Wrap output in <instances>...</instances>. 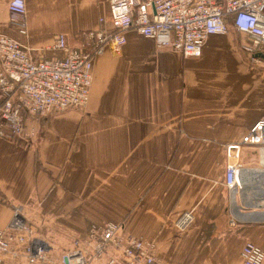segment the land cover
Masks as SVG:
<instances>
[{
  "label": "crops",
  "instance_id": "0c3cea01",
  "mask_svg": "<svg viewBox=\"0 0 264 264\" xmlns=\"http://www.w3.org/2000/svg\"><path fill=\"white\" fill-rule=\"evenodd\" d=\"M9 1L0 0V34L34 58L63 55L53 45L60 33L80 47L84 32L110 25L107 0H25L22 33ZM124 37L93 55L82 108L27 116L31 138L0 136V227L16 205L54 259L91 224L115 221L154 244L149 264H242L246 240L264 250V199L234 214L224 165L238 162L264 190V147L226 154L224 146L264 114V60L240 49L251 37L231 24L206 35L198 56L157 47L133 29ZM184 210L192 220L178 229ZM0 264L25 259L7 251Z\"/></svg>",
  "mask_w": 264,
  "mask_h": 264
},
{
  "label": "built area",
  "instance_id": "2783aa9c",
  "mask_svg": "<svg viewBox=\"0 0 264 264\" xmlns=\"http://www.w3.org/2000/svg\"><path fill=\"white\" fill-rule=\"evenodd\" d=\"M109 26L84 32L88 46H70L66 35L56 36L54 46L64 54L53 58H34L16 39L0 34V136L31 138L35 130L27 116L46 117L67 108H82L89 93L93 55L103 45L119 46L124 32L133 29L151 38L157 47L178 50L182 55L198 56L206 35L225 32L229 23L251 39L240 49L248 54L264 53V0H107ZM11 18L19 31L26 33L25 0H10ZM20 17V19H17ZM103 20L102 17L99 18ZM254 58V57H253ZM241 144L264 147V114L255 119L240 136L224 146L226 154L237 153ZM240 164L226 161L223 184L230 189L238 184ZM192 220L190 210L180 212L174 224L186 228ZM12 243L22 249L11 247ZM118 250L119 255L107 252ZM150 240L125 233L122 222L91 224L83 239L61 250L56 259L48 243L38 234L21 206L13 207L6 227H0L1 254L9 251L22 256L25 264H149L156 262ZM242 264H262L264 250L246 240L239 251Z\"/></svg>",
  "mask_w": 264,
  "mask_h": 264
},
{
  "label": "water",
  "instance_id": "95a60500",
  "mask_svg": "<svg viewBox=\"0 0 264 264\" xmlns=\"http://www.w3.org/2000/svg\"><path fill=\"white\" fill-rule=\"evenodd\" d=\"M256 56L262 58L264 60V53L261 51H257L255 53ZM245 170H239L238 172V184L234 185L232 188L229 189L230 199L232 203V212L234 214H238L239 209H245L253 204L258 206L257 201L264 199V190L260 189L257 185L248 182L246 178L242 175V172ZM252 171V170H250ZM254 172V171H252ZM237 192L239 204H236L234 195ZM243 215V214H242Z\"/></svg>",
  "mask_w": 264,
  "mask_h": 264
},
{
  "label": "trees",
  "instance_id": "16d2710c",
  "mask_svg": "<svg viewBox=\"0 0 264 264\" xmlns=\"http://www.w3.org/2000/svg\"><path fill=\"white\" fill-rule=\"evenodd\" d=\"M228 24H230L229 20H228ZM79 42H80V46H87L92 42V39L86 35H82L79 39Z\"/></svg>",
  "mask_w": 264,
  "mask_h": 264
},
{
  "label": "rangeland",
  "instance_id": "374dc122",
  "mask_svg": "<svg viewBox=\"0 0 264 264\" xmlns=\"http://www.w3.org/2000/svg\"><path fill=\"white\" fill-rule=\"evenodd\" d=\"M88 46V45H87Z\"/></svg>",
  "mask_w": 264,
  "mask_h": 264
}]
</instances>
